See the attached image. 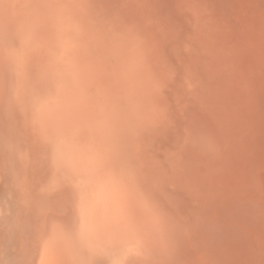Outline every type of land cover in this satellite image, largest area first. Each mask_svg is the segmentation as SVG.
<instances>
[{
	"label": "rangeland",
	"instance_id": "obj_1",
	"mask_svg": "<svg viewBox=\"0 0 264 264\" xmlns=\"http://www.w3.org/2000/svg\"><path fill=\"white\" fill-rule=\"evenodd\" d=\"M0 264H264V0H0Z\"/></svg>",
	"mask_w": 264,
	"mask_h": 264
},
{
	"label": "bare ground",
	"instance_id": "obj_2",
	"mask_svg": "<svg viewBox=\"0 0 264 264\" xmlns=\"http://www.w3.org/2000/svg\"><path fill=\"white\" fill-rule=\"evenodd\" d=\"M86 203V202H85ZM88 207V206H87Z\"/></svg>",
	"mask_w": 264,
	"mask_h": 264
}]
</instances>
